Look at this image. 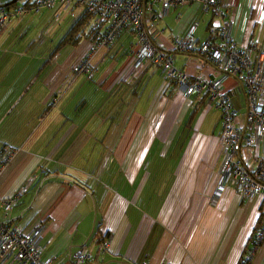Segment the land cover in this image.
<instances>
[{
	"label": "crops",
	"instance_id": "0c3cea01",
	"mask_svg": "<svg viewBox=\"0 0 264 264\" xmlns=\"http://www.w3.org/2000/svg\"><path fill=\"white\" fill-rule=\"evenodd\" d=\"M219 1L233 18L235 41L245 47L255 39L253 59H264V0ZM64 12L56 9L51 22ZM27 15L0 30V154L13 151L0 175V202L23 192L18 206L0 209V221L28 232L43 226L42 260L50 264H73L84 246L92 255L86 264H241L263 202L243 199L231 184L217 192L225 168L220 110L206 95L187 99L164 87L162 68L135 67L131 32L96 53L91 79L72 76L92 53L88 37L36 66L23 50ZM214 19L199 3L178 6L157 18L152 36L176 69L217 79L224 74L207 59L173 49L192 28L203 43ZM224 89L242 123V84L231 75ZM244 149L243 142L239 158L252 171ZM107 238L110 249L101 254L97 244ZM259 249L252 264H264V241Z\"/></svg>",
	"mask_w": 264,
	"mask_h": 264
},
{
	"label": "built area",
	"instance_id": "2783aa9c",
	"mask_svg": "<svg viewBox=\"0 0 264 264\" xmlns=\"http://www.w3.org/2000/svg\"><path fill=\"white\" fill-rule=\"evenodd\" d=\"M199 3L205 13L214 15L209 26L208 38L199 43L192 28L184 37L173 40L175 52L195 54L207 59L223 72L217 79L205 76H191L175 68L172 55L161 50L152 33L157 18L183 5ZM160 11L157 13L155 7ZM64 9L72 18L88 16L86 26L88 38L93 43L90 55L72 68L74 78L83 76L91 79L93 58L99 51L110 48L122 33L131 32L135 43L131 52L136 57V67L144 63L162 68L165 75L164 87H174L185 98L206 95L209 103L221 112L222 133L220 141L225 157V168L217 192L231 184L245 200L261 199L263 211L255 230L251 247L246 251L241 264H251L256 251L264 241V59H253L256 40L248 45H239L233 36V18L223 9L219 0H26L14 7L0 5V30L23 15L43 10ZM149 17V18H148ZM58 20L59 17H56ZM55 59L58 56L54 57ZM236 77L242 84L247 112L242 123L234 108L231 96L224 89L229 76ZM58 97L51 100L55 107ZM245 151L254 161L251 171L239 158L242 143ZM13 157L12 149L6 147L0 154V175ZM23 192L16 197L1 201L0 209L9 212L18 203ZM44 227L38 226L28 232L20 226L0 221V264H50L42 260ZM101 254L110 249L109 239L97 244ZM92 259L87 246L73 255V264H86Z\"/></svg>",
	"mask_w": 264,
	"mask_h": 264
},
{
	"label": "rangeland",
	"instance_id": "374dc122",
	"mask_svg": "<svg viewBox=\"0 0 264 264\" xmlns=\"http://www.w3.org/2000/svg\"><path fill=\"white\" fill-rule=\"evenodd\" d=\"M24 2V0H20ZM65 13V12H64ZM56 15V10H43L39 13H34L27 15L20 23V27L27 30L26 35L23 37L24 42V51H27V58L33 59L36 66H39L40 62L47 61L51 56L55 46L58 44L57 41L59 38L63 37L62 32L65 27H71L76 19L69 16L68 13L63 15V20L58 23L57 20L51 22V19ZM55 19V18H54ZM18 23H15L13 27H16ZM56 32H53V30ZM19 42V43H18ZM14 48H18L22 39L18 41ZM21 49V47H19ZM67 49H70L69 46L61 48L60 54L63 56L66 53ZM63 59V58H62ZM237 102V101H236ZM241 111V114L245 113V103L244 98L239 99L237 102ZM218 111V110H216ZM217 113H214L216 115Z\"/></svg>",
	"mask_w": 264,
	"mask_h": 264
},
{
	"label": "trees",
	"instance_id": "16d2710c",
	"mask_svg": "<svg viewBox=\"0 0 264 264\" xmlns=\"http://www.w3.org/2000/svg\"><path fill=\"white\" fill-rule=\"evenodd\" d=\"M20 2V1H19ZM18 3H12L10 7H14L19 4ZM9 6V5H8ZM89 20L88 16L85 14H82L79 19H77L72 26L70 27L69 31L66 33L64 38L61 40L57 48L53 51L51 58L54 57L57 54V50L59 48H62L66 45H72V46H77L82 39H85L88 37L87 32H86V26L88 25ZM196 111L193 112V114L190 116L189 122L193 119L195 116ZM245 255V254H244ZM244 257V256H243Z\"/></svg>",
	"mask_w": 264,
	"mask_h": 264
},
{
	"label": "bare ground",
	"instance_id": "6f19581e",
	"mask_svg": "<svg viewBox=\"0 0 264 264\" xmlns=\"http://www.w3.org/2000/svg\"><path fill=\"white\" fill-rule=\"evenodd\" d=\"M199 5H200V4H199ZM191 28H192V27H191ZM191 28H190V29H191ZM182 37H183V36H182ZM197 57H198V56H197ZM135 67H136V66H135ZM238 81H239V80H238ZM226 92H228V91H226ZM224 159H225V158H224ZM250 161H251V160H250ZM249 163H250V162H249ZM250 164H251V163H250ZM251 169H252V168H251ZM28 183H29V182H28ZM25 188H26V187H25ZM217 194H218V193H217ZM20 201H21V200H20ZM17 206H18V204H17ZM3 211H4V209H3ZM44 236H45V235H44ZM107 239H108V238H107ZM100 241H101V239H100ZM100 241H99V242H100ZM250 241H251V240H250ZM99 242H98V243H99ZM78 250H79V249H78ZM259 250H260V249H259ZM244 251H245V250H244ZM245 253H246V252H245ZM74 254H75V253H74ZM255 256H256V255H255ZM71 263H72V262H71ZM251 264H252V263H251Z\"/></svg>",
	"mask_w": 264,
	"mask_h": 264
},
{
	"label": "water",
	"instance_id": "95a60500",
	"mask_svg": "<svg viewBox=\"0 0 264 264\" xmlns=\"http://www.w3.org/2000/svg\"><path fill=\"white\" fill-rule=\"evenodd\" d=\"M20 0H14V3H18Z\"/></svg>",
	"mask_w": 264,
	"mask_h": 264
}]
</instances>
